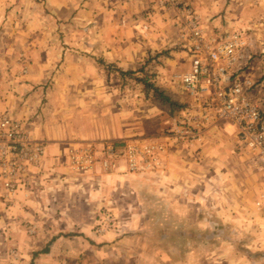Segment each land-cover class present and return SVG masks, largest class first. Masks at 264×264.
Masks as SVG:
<instances>
[{"label": "rangeland", "instance_id": "1", "mask_svg": "<svg viewBox=\"0 0 264 264\" xmlns=\"http://www.w3.org/2000/svg\"><path fill=\"white\" fill-rule=\"evenodd\" d=\"M179 1L189 4L198 13L211 35L221 33L219 29L243 33L246 46L240 60V67L243 68L241 78L244 82L254 84L253 98L264 109V0ZM152 4L156 6L153 10L155 13H172L173 18L175 17L174 11L160 7L156 2ZM30 11L25 0H0V23L2 19L5 27L0 29V43L8 40L13 44L11 50L0 49V96H8L12 91L8 88L9 83L11 85L13 79L26 73L30 60L25 45L29 41L36 40L39 44L55 41L66 43L73 37L72 41L78 43V49L67 51L66 56L75 59L77 65L72 64V75L70 73L67 79L59 81L71 93V97L59 98L61 102L70 105L71 109H77L80 115L84 109V117L98 114L101 119L105 117L102 112L104 115L105 112L110 115L122 113V121L130 125L131 129L135 123H140L141 133H136L140 136H133L131 132L126 138L74 144L67 153L68 172L59 174V177L44 170L47 143L42 141L46 147L45 156L40 162L28 164L27 174L17 180L16 190L12 194L6 190L5 179L0 172V264H37V259L33 256L37 252L28 257V248H22L21 242L11 239L10 230L14 234H26L25 237L33 240L32 246L39 250L51 245L52 242L46 241L45 236L41 241L35 240L38 239V227L34 223L20 222V225L11 227L6 222L10 217L17 220L22 217L19 192L25 189V198L35 195L34 198L37 199L34 189L47 183L49 175L51 179L47 184L59 188L58 192L54 190L59 193L55 201L57 205L66 201L72 202L78 205V215H86L85 221L94 219L95 222L92 221L87 228L83 227L85 229L80 228L78 231L88 234V230H91L89 234L96 243L107 237L108 242L93 245L94 249L101 247L135 254V257L126 256L124 260L117 252L106 255L104 262L155 264L157 260L158 264H264V212L256 207V201L264 191V171L256 168L248 157L235 149L239 157L246 159V164L240 169L236 163H231L232 160L226 159L222 164L223 176L218 180L219 184L216 185L217 179L212 184L213 177L207 178L205 182L210 187H206L205 194H199L195 188L203 181L195 176L198 163L196 157H193L198 148H190L193 149V156H190L189 161L185 159L183 168L177 165L181 163L182 153L181 146L178 147L183 136L180 130L182 112L171 115L168 106L146 97L141 83L129 77L123 79L118 72L138 71L143 68L152 76L156 86L174 101L186 104L187 109L189 96L181 84L182 76L188 72L187 55L183 57L187 52L178 44L177 29L175 36L172 37V34L169 37L168 44L157 50L145 49L139 62L134 65L132 62L116 65L115 58L109 56L108 62L104 54L107 49L112 51L113 47L122 43L118 40V35L90 34L85 29H78L77 35L72 33L73 29L71 33H61L60 29H67L66 23L42 17L34 19L29 14ZM32 12L34 13V8ZM149 28L144 31H149ZM125 37L126 40L132 38L131 34ZM147 40L144 38L142 41ZM101 44L108 46L101 50ZM52 52L54 54L51 58L60 57L58 50ZM6 53L9 54L8 58H5ZM46 55L49 56L48 53ZM81 60H91L103 75L102 78L89 82V74L86 72L88 65ZM16 68L17 73L13 76L11 72H15ZM50 82L55 84L53 80ZM50 82L47 83V88L51 85ZM15 95L20 96L17 91ZM45 102L47 101L44 100ZM27 130L29 131L28 128ZM167 138L177 141H173L177 147L170 154L172 162L168 165L164 160L166 146L160 142L167 145ZM156 140L162 147L160 160L157 161L153 160L150 152V147L157 145ZM131 149L136 152L134 169L131 168L133 158L129 157ZM89 153L92 157L86 156ZM158 161L161 163L157 166L155 163ZM212 165L206 163V172H213ZM168 166L175 171L173 175L177 174L178 179L169 177L166 180L167 172L170 171ZM234 168L238 171L237 176L230 175ZM103 176L108 178L103 184L109 185L108 193H95V196L87 193L90 188L99 187ZM182 180L185 183L193 182L194 188L189 192L188 188L181 190ZM192 184L190 183L191 186ZM177 186V189H171ZM185 201L189 203V209L181 208L186 204ZM62 213L67 215L66 211ZM119 239L121 243H117ZM85 244L84 242L83 245ZM106 245L109 247H105ZM141 250L143 256H140ZM49 262L53 263V260ZM46 263L45 260L41 262Z\"/></svg>", "mask_w": 264, "mask_h": 264}, {"label": "crops", "instance_id": "2", "mask_svg": "<svg viewBox=\"0 0 264 264\" xmlns=\"http://www.w3.org/2000/svg\"><path fill=\"white\" fill-rule=\"evenodd\" d=\"M25 2L28 8L31 9L29 14L34 19L42 17L54 19L55 21L57 19L66 23L67 29H60L61 33L67 31L71 33V29H73L72 33L77 35L78 29H85L86 32L90 34L100 33L102 35H107L114 33L118 35V40L122 41V43H118L113 47L112 51L107 49L105 54L102 53V55L104 54V56H106L108 62H110L109 58L111 56L115 58L117 60L115 62L116 65H121L120 63L125 65L131 62L134 65V63L139 62V59H141L143 55L142 52L145 49L157 50L168 44L169 37L172 34V37H174L177 29L174 24V18L171 15L172 13L162 14L159 11L156 13L153 11L156 7L152 4L154 2L153 0H25ZM33 8L34 13L32 12ZM145 26L150 27V30L144 31ZM1 27L5 29L2 19L0 29ZM59 28H61V26H59ZM219 30L223 32L227 29ZM128 34H131L132 38L130 40L125 39L127 38L125 36ZM144 38L148 39L147 42L142 41ZM72 39L74 40V38L71 37L66 43L55 41L39 44L36 40L33 42L29 41V43L25 45L28 51L27 56H29L30 60L26 73L15 80H12V77L9 76V79L12 80V86L9 83L8 88L12 91L8 96H0V112L8 113L21 120L25 123L26 128L29 129L34 139L47 143V157L44 170L51 174H56L57 177H59L61 173L68 172L67 153L74 144H89L91 142H98V140L126 138L130 136L129 133L131 132H133V136H140L136 133H141L140 123H135L131 129L130 125L122 121L124 119L122 118L124 116L121 117L122 113L110 115V113L105 112L104 115V112H102V115L105 117H101V119L98 114L91 115V117H84V109L82 110V115H80L77 109H71L70 105L61 102L59 98L64 99L71 97V93L67 89V86L64 88L59 81L62 79L65 80L67 76H70L72 64L73 66L77 65L74 61L75 59L66 56L68 55L67 51L78 49V43L76 41L73 42ZM107 46V44H101L100 49L104 50ZM12 47L13 44L8 40L0 43V49L4 48L6 50H11ZM95 47L97 48V46ZM52 50H58L60 57L51 58L54 54V52L51 53ZM47 53L49 56L46 55ZM8 55L9 54L6 53L5 58H8ZM177 55L181 56V54ZM186 55V67L189 71L191 68V60L188 54L183 55V57ZM5 61H8V59ZM81 62L88 65L86 72L89 74L87 76L89 82L102 78L103 75L99 73L97 67L91 60L88 62L86 60H81ZM106 64L108 65L109 63ZM13 72L14 70H12L11 74L14 76V74L17 73V68L16 71ZM51 80L55 81V84H52L53 82H50ZM16 82L18 84L21 82V85L18 86ZM48 82L51 84L49 88H47ZM70 85L71 84H69V86ZM16 91L19 93V97H16ZM44 100L47 102L44 103ZM190 103L191 101L188 97V104ZM186 114L188 113L185 107L181 118L184 119V117L187 116ZM128 138L130 139L131 137ZM133 139L136 138L133 137ZM173 141L177 142L174 139ZM173 141L170 138L165 139L167 145L160 141L166 146L164 154H167L164 160L167 165L169 162H172L170 159L172 156L170 154L173 152L174 147H177ZM180 141L182 143L180 142L178 147L181 146L180 148L182 149V153L180 154L181 163L177 165L181 168L185 166V159H187V161H189V159L191 160L190 156L192 155L191 152H193V149L190 150V148H198L197 154L192 156L196 157L198 163V170L195 176L203 181L200 182V186L195 188L198 190L199 194H205L207 188L210 187L209 185L207 186V182H205L207 178L210 179L213 177V179H211L213 182L212 184L216 183L215 179H217L216 185L219 184L218 180L222 179L223 176L221 169L222 164L226 159L232 160L231 163H236V166L240 169L246 164V159L239 157L236 153L235 149H237V144L235 130L227 122L213 121L211 124L206 125L200 139L191 141L182 138ZM156 142L157 146H159L158 143L160 142L157 140ZM207 162L213 164V172H206L205 168ZM169 166L168 170H170ZM187 166H189V164ZM235 169L236 168H234L233 172L232 170L230 171V175L234 174L237 176L238 171ZM173 172H175L173 169L167 172L166 180H169V177L170 179L172 177L176 179L179 178L177 174L173 175ZM31 177H33V175H31ZM50 179V175L47 176V183ZM156 179H158V177ZM107 181V176L101 177V183L97 188L98 191L95 187H92L87 193L92 195L95 193H108L110 190L109 185H103L104 182ZM183 181L184 180H182V186L180 187L181 190H186L188 188L187 192H189L194 188L193 186L195 185L192 184L193 182L189 181L185 183ZM47 183H43L44 185L41 187L38 185V187L34 189L35 193L38 195L37 199L34 198L35 195L25 198L23 196L25 189L21 190L19 192V197L22 217L20 220L10 217L6 221L7 225L11 227L20 225V222L34 223L38 227V239L35 240L41 241V238L45 236L46 241L52 242L51 245L47 246L45 249L39 250L38 247L35 248L32 246L33 240L25 237L26 234L18 235L10 230L9 234L11 239L21 242L22 248H28V257L31 253L37 252L33 255L37 259V264H41L42 260L47 261L46 264H111V262H104V259L106 255L117 254V252L120 253V257L124 260L126 256L128 258L129 256L135 257L134 253L132 255V253L125 250L115 251L101 247L100 249H94L93 245L97 246L102 242H108L107 237L105 239H99V242L96 243L94 242L95 239L89 234L91 230H88V234H83L84 232L78 231L80 228H87L92 224L94 219L85 221L86 215H78V205L72 202L68 203L66 201L67 203L62 202L57 205L55 201L59 193H56L54 190L58 192L59 188L57 189L55 185ZM0 184L2 186L1 180ZM178 187L179 186L171 189L175 190ZM155 190L158 189L155 188ZM262 193H264V191ZM184 203H186V201ZM185 205H182L181 208L187 207V209H189V203ZM198 206H200V201H198ZM62 211H66L67 215H63ZM19 213H21V210ZM84 242L86 243L85 245H83ZM117 243H121V240L119 239ZM105 247L109 246L106 245ZM113 247L115 246L113 245ZM142 253L143 251L141 250L140 256H143ZM49 260H53V263H50ZM132 264L136 263L134 262ZM155 264H158L157 260H155Z\"/></svg>", "mask_w": 264, "mask_h": 264}, {"label": "built area", "instance_id": "3", "mask_svg": "<svg viewBox=\"0 0 264 264\" xmlns=\"http://www.w3.org/2000/svg\"><path fill=\"white\" fill-rule=\"evenodd\" d=\"M153 1L174 11L178 44L191 60L190 70L181 78L191 101L188 114L182 119L181 138L198 140L207 124L227 122L235 130L238 151L264 171V109L253 98L254 84L241 78L240 60L246 46L243 33L225 31L211 35L189 4L179 0ZM150 148L153 160H160L162 147ZM45 150V144L33 139L21 121L0 114V172L10 194L15 192L17 180L27 174L28 164L40 162ZM135 155L131 149L132 169ZM256 207L264 212V193Z\"/></svg>", "mask_w": 264, "mask_h": 264}, {"label": "trees", "instance_id": "4", "mask_svg": "<svg viewBox=\"0 0 264 264\" xmlns=\"http://www.w3.org/2000/svg\"><path fill=\"white\" fill-rule=\"evenodd\" d=\"M121 76L124 78L136 80L144 86L145 95L152 101L158 102L162 105L168 106L171 109V115L177 112L181 113L185 110L186 104H180L174 101L164 90L156 86L152 81V76L145 72L142 68L138 71H123L118 70ZM139 74V77H136Z\"/></svg>", "mask_w": 264, "mask_h": 264}]
</instances>
